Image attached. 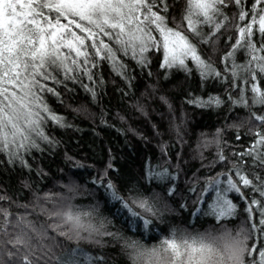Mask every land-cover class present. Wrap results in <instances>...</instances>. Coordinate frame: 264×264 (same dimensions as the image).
Masks as SVG:
<instances>
[{
    "label": "snow or ice",
    "instance_id": "obj_1",
    "mask_svg": "<svg viewBox=\"0 0 264 264\" xmlns=\"http://www.w3.org/2000/svg\"><path fill=\"white\" fill-rule=\"evenodd\" d=\"M222 35L227 51L217 67L213 57L221 52ZM161 50L158 66L165 79L176 71L187 80L195 70L202 90L209 82L222 88L201 96L177 81L187 104L247 112L231 122L225 116L223 127L211 136L200 134L197 156L205 174L199 175L198 169L182 186V165L188 162L182 151L169 155L176 142L170 146L161 141L164 162L149 161L141 177L145 185L129 182L124 186L127 195L109 175L114 167L111 149L108 163L90 178L89 205L73 203L81 188L71 178L62 185L63 192L20 181L21 189L28 190L23 200L0 192V264H109L106 254L94 255L80 243L102 251L109 240L120 242L130 264H264V0H0V172L7 175L19 167L44 175L30 161L36 160L34 152L43 156L59 148L49 125L73 127L49 99L63 104L65 95L79 88L95 104L106 94L102 64L131 87L136 69L152 77L151 57ZM241 50L244 59L237 62ZM161 99L167 103L166 97ZM75 111L87 108L82 104ZM101 123H106L103 113ZM246 125L244 146L241 129ZM174 127L182 149L180 127ZM228 129L234 130V142L224 138ZM210 146L215 153L205 163L203 149ZM64 155L74 168L84 167ZM98 196L111 207V217H125L129 229L142 228L141 236L163 222V212L170 211L168 200L180 210L190 201L195 213L217 222L235 217L242 203L246 226L233 231L221 223L215 231L179 235L172 227L167 237L147 245L122 231H109L115 225L110 217L99 216Z\"/></svg>",
    "mask_w": 264,
    "mask_h": 264
},
{
    "label": "trees",
    "instance_id": "obj_2",
    "mask_svg": "<svg viewBox=\"0 0 264 264\" xmlns=\"http://www.w3.org/2000/svg\"><path fill=\"white\" fill-rule=\"evenodd\" d=\"M220 39L219 48L221 52L213 57L217 67L220 66L219 56L223 51H227V46L223 43L224 36L222 35ZM162 56L161 50L154 52L151 57L152 77H148L146 72L140 74L139 70L136 69L134 73L136 79L133 80L131 87H126L118 77L110 74L106 63L102 64L100 71L103 72L107 81L104 88L106 94L102 95L95 104L88 103L87 94L79 88L76 89L75 94L65 95L63 104H59L54 99H49L51 107L63 115L67 123L73 127L60 129L50 124L49 133L60 141L59 148L43 156L34 152L33 156L36 157V160L30 161L33 169L35 170L38 165L43 170L44 175L37 176L35 171L29 173L26 169L20 170L19 167L7 175L0 172V182H3L0 192L7 190L8 195L12 196L13 199L23 200L28 195V190L21 189L20 181L28 180L33 188H39L42 191L63 192L62 185L67 184L71 178L81 188V194L75 196L73 203L83 206L89 205L93 203L92 197L87 191L93 188V185L89 183L90 178L93 175H98L99 170L108 163V150L111 149L110 154L113 157L114 167L109 175L116 181L121 193L127 195L124 186L129 182L145 185L146 182L141 177L149 161L153 165L164 162L158 148L161 141L167 142L170 146L176 142L177 146L170 148L169 155L182 151L184 160L188 162L186 165H182L186 173V176H182L181 179L182 186L184 179L198 169V174L204 175L205 170L200 168L196 147L198 141L202 140L200 134L206 133L211 136L216 128L223 127L225 116L231 122L247 116V112L239 107L228 113L224 109H202L187 104L184 90L175 86L177 81L184 82L188 86L187 91L201 96H206L209 92L222 91V88L219 84L209 82L202 90L199 87V74L195 70L187 80H185L184 73L176 71H173L165 79L162 75L164 70L158 66ZM236 59L237 62L244 59L242 50L237 52ZM125 63H128L130 67L134 66L128 58H125ZM189 66L192 67L191 63ZM161 97H166L167 103ZM82 104L86 106L87 111H75ZM139 106L143 107V111L140 110ZM101 113H103V119L106 123H101ZM174 125L180 127L184 141L182 149L176 140L177 134ZM246 128L247 125L241 129L240 144L244 146L246 144L243 132L246 131ZM156 133H160V135L157 136ZM233 135L234 130L228 129L224 133V138L231 143L234 142ZM237 150H239V145ZM65 153L74 160L80 161L84 167L74 168L72 162L65 159ZM203 153L207 158L205 160L207 163L208 160L212 159L215 147L210 146L203 149ZM89 165L94 167H89ZM220 167L214 171H219ZM155 190L161 192L160 188ZM211 194L210 192L205 195ZM161 195L163 202L166 197ZM232 195L233 197L236 196V194ZM97 199L101 201L99 216L110 217L115 225V227H109V231H122L125 235L140 239L147 245L156 244L163 237H167L172 227L177 229V235H179L181 231H187L191 234H196L200 230L202 232L208 229L215 231L221 227V223L233 231L241 226H246L242 224L244 220V205L242 203L235 217L217 222L212 217L195 213L190 201L188 208L180 210L173 201L168 200L170 211L163 212V222H156L159 227L153 228L141 236L142 228L137 230V227L133 225L129 229L125 223V217H111V207L104 203L102 196H98ZM12 210L17 211L16 208ZM135 210L139 211L138 208ZM99 216H97V221ZM80 243L85 251L92 252L94 255L106 254L109 264H130L127 257L121 254L120 242L109 240L102 251L97 246L89 245L86 241Z\"/></svg>",
    "mask_w": 264,
    "mask_h": 264
},
{
    "label": "bare ground",
    "instance_id": "obj_3",
    "mask_svg": "<svg viewBox=\"0 0 264 264\" xmlns=\"http://www.w3.org/2000/svg\"><path fill=\"white\" fill-rule=\"evenodd\" d=\"M200 232H202V231L200 230Z\"/></svg>",
    "mask_w": 264,
    "mask_h": 264
}]
</instances>
